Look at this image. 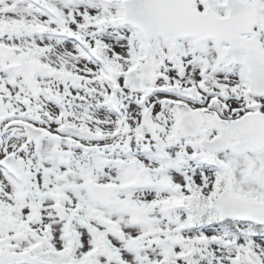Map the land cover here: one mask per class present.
<instances>
[{
    "label": "snow or ice",
    "instance_id": "snow-or-ice-1",
    "mask_svg": "<svg viewBox=\"0 0 264 264\" xmlns=\"http://www.w3.org/2000/svg\"><path fill=\"white\" fill-rule=\"evenodd\" d=\"M0 264H264V0H0Z\"/></svg>",
    "mask_w": 264,
    "mask_h": 264
}]
</instances>
